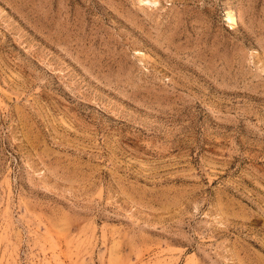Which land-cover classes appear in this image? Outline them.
I'll return each mask as SVG.
<instances>
[{
  "label": "rangeland",
  "instance_id": "rangeland-1",
  "mask_svg": "<svg viewBox=\"0 0 264 264\" xmlns=\"http://www.w3.org/2000/svg\"><path fill=\"white\" fill-rule=\"evenodd\" d=\"M0 264H264V0H0Z\"/></svg>",
  "mask_w": 264,
  "mask_h": 264
},
{
  "label": "bare ground",
  "instance_id": "bare-ground-1",
  "mask_svg": "<svg viewBox=\"0 0 264 264\" xmlns=\"http://www.w3.org/2000/svg\"><path fill=\"white\" fill-rule=\"evenodd\" d=\"M149 1V0H148ZM151 2V1H150ZM153 4V3H151ZM227 22L233 26L236 24V18L234 17V15L231 12L227 13V18H226Z\"/></svg>",
  "mask_w": 264,
  "mask_h": 264
}]
</instances>
